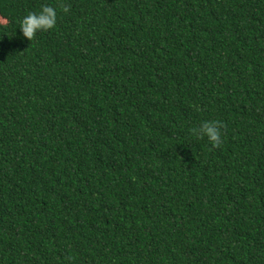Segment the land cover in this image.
I'll return each mask as SVG.
<instances>
[{"label":"trees","instance_id":"16d2710c","mask_svg":"<svg viewBox=\"0 0 264 264\" xmlns=\"http://www.w3.org/2000/svg\"><path fill=\"white\" fill-rule=\"evenodd\" d=\"M0 264H264V0H0Z\"/></svg>","mask_w":264,"mask_h":264},{"label":"clouds","instance_id":"9594fccd","mask_svg":"<svg viewBox=\"0 0 264 264\" xmlns=\"http://www.w3.org/2000/svg\"><path fill=\"white\" fill-rule=\"evenodd\" d=\"M59 7L63 13L69 8L64 5H42L38 11L27 13L19 22V30L23 38L32 41L38 34L56 27ZM223 124L218 120H205L198 127L192 128L191 134L197 139H206L211 148H219L223 143Z\"/></svg>","mask_w":264,"mask_h":264}]
</instances>
